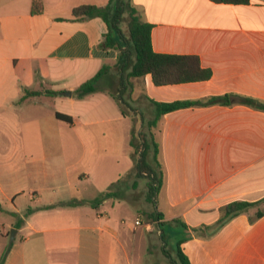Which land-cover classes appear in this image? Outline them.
<instances>
[{
	"label": "crops",
	"instance_id": "0c3cea01",
	"mask_svg": "<svg viewBox=\"0 0 264 264\" xmlns=\"http://www.w3.org/2000/svg\"><path fill=\"white\" fill-rule=\"evenodd\" d=\"M42 2L33 14L34 0H0V215L9 228L0 227V264H175L178 247L191 264H264V110L236 102L264 105V0H131L153 25L155 52L197 56L212 72L165 86L151 75L131 78L126 95L143 116L139 131L155 118L150 100L233 97L229 106L167 113L151 129L164 174L153 207L148 179L133 172L130 115L106 92L73 95L114 65L118 51L100 47L108 32L102 18L80 21L72 11L109 0ZM26 90L40 94L22 99ZM138 180L147 181L146 194L132 223ZM114 184L115 195L94 205ZM235 201L260 203L216 231ZM156 209L162 226L136 225Z\"/></svg>",
	"mask_w": 264,
	"mask_h": 264
},
{
	"label": "trees",
	"instance_id": "16d2710c",
	"mask_svg": "<svg viewBox=\"0 0 264 264\" xmlns=\"http://www.w3.org/2000/svg\"><path fill=\"white\" fill-rule=\"evenodd\" d=\"M212 1L228 4H248L250 2V0ZM42 11V0H34L32 13L38 14ZM72 15L76 20L80 21L96 17L102 18L107 24L108 32L104 36L100 47L106 50L115 49L118 51V58L114 65H104L95 76L81 84L73 92L74 97L79 100L98 92H106L118 101L122 113L127 116L130 112L137 113V110L132 106L126 95L133 87L130 81L131 78L151 75L156 86H165L205 81L212 77L211 70L203 68L197 56L155 52L152 45L153 25L140 18L131 0H109L106 6L81 5L73 9ZM124 23H127V31L123 28ZM116 74H119V76ZM37 94H40V92L26 90L22 99ZM52 94L57 93L52 92ZM232 100L233 97L230 95L212 97L207 101L163 103L150 100L155 107L156 114L155 118L147 123L149 131H136L134 126L130 141L136 159L133 172L137 179H148L147 198L150 203H156V197L164 182V174L159 161V145L155 141L151 129L167 113L196 105L229 106L232 104ZM236 102L264 110V105L252 98L239 97ZM56 116L61 120L72 123L70 116L61 113H57ZM141 121L144 123L143 119ZM114 186L115 184L107 192L95 199L93 204L97 205L103 200L114 196ZM258 203L260 202L235 201L227 205L224 208V218L219 221L216 231L223 227L228 220L248 211ZM31 212V209L28 210L25 216H28ZM150 219L157 221L160 226L163 224V215L157 209L150 214ZM174 263L191 264L180 247L177 249Z\"/></svg>",
	"mask_w": 264,
	"mask_h": 264
},
{
	"label": "rangeland",
	"instance_id": "374dc122",
	"mask_svg": "<svg viewBox=\"0 0 264 264\" xmlns=\"http://www.w3.org/2000/svg\"><path fill=\"white\" fill-rule=\"evenodd\" d=\"M123 28H124L125 31H127V23H124L123 24ZM116 75L119 76V74H116ZM140 106H136V107H140ZM129 115H130L131 119L134 121V126L136 128V131H139V127L141 125V120L143 119L142 114L140 112H137V113H131L130 112ZM140 181L141 180H138L137 181L139 187L137 188L136 191H134V193L132 195V197H133L132 199H133L134 203L136 204V207L138 208V211L136 209H132L130 211V213L127 215V217H126V218H128V222H132V223L135 222L136 218L138 217V214L141 213V210H139V209L142 208L141 207V200H142V198H144L143 195L146 194L145 193V189H146V186H147V181L145 180V184L144 185ZM150 205L153 207V203H150ZM145 213H147V212H145ZM145 213H144V215H142L143 217L140 216L138 219H140L142 221V223H144L145 221L146 222H152L151 219H150V217L145 216L146 215ZM0 227H1V231L2 232H5V231L9 230V228L7 227V221L4 220L3 216H1V215H0ZM156 233H157V230H156ZM166 234H167L168 237H171L172 238L171 240L169 238L166 239V241L168 243V248H172L174 251H176L177 244L174 241V238L175 237L172 236L171 233L168 231V227L166 229ZM7 235L8 236H11V233L8 232ZM164 251H165V254L168 256V258H170L172 252L170 250H168V249H164Z\"/></svg>",
	"mask_w": 264,
	"mask_h": 264
},
{
	"label": "water",
	"instance_id": "95a60500",
	"mask_svg": "<svg viewBox=\"0 0 264 264\" xmlns=\"http://www.w3.org/2000/svg\"><path fill=\"white\" fill-rule=\"evenodd\" d=\"M67 94L71 95L72 93L71 92H67ZM16 232H17L16 229H12L11 230V243L15 240Z\"/></svg>",
	"mask_w": 264,
	"mask_h": 264
},
{
	"label": "built area",
	"instance_id": "2783aa9c",
	"mask_svg": "<svg viewBox=\"0 0 264 264\" xmlns=\"http://www.w3.org/2000/svg\"><path fill=\"white\" fill-rule=\"evenodd\" d=\"M142 224H143L142 221L140 219H137L136 225H142Z\"/></svg>",
	"mask_w": 264,
	"mask_h": 264
}]
</instances>
